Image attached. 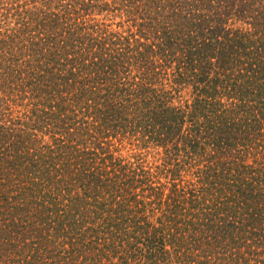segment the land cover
Masks as SVG:
<instances>
[{"label": "trees", "instance_id": "obj_1", "mask_svg": "<svg viewBox=\"0 0 264 264\" xmlns=\"http://www.w3.org/2000/svg\"><path fill=\"white\" fill-rule=\"evenodd\" d=\"M0 264H264V0H0Z\"/></svg>", "mask_w": 264, "mask_h": 264}]
</instances>
